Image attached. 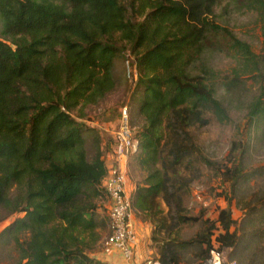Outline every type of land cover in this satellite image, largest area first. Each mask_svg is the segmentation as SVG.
Wrapping results in <instances>:
<instances>
[{"label":"trees","instance_id":"obj_1","mask_svg":"<svg viewBox=\"0 0 264 264\" xmlns=\"http://www.w3.org/2000/svg\"><path fill=\"white\" fill-rule=\"evenodd\" d=\"M251 13L264 32V0H0V225L13 219L0 232V264H107L92 254L111 234L100 212L116 140L104 149L82 122L121 89L130 62L126 107L139 142L130 169L142 176L131 198L154 228L153 260L184 264L196 248L202 263L213 242L236 248L230 209L203 220L186 202L203 166L234 198L252 179L237 163L239 145L212 162L192 133L230 123L231 110L264 125V54L231 27L232 16ZM219 57L234 64L228 74L214 67ZM199 222L206 229L193 240L172 238Z\"/></svg>","mask_w":264,"mask_h":264},{"label":"rangeland","instance_id":"obj_2","mask_svg":"<svg viewBox=\"0 0 264 264\" xmlns=\"http://www.w3.org/2000/svg\"><path fill=\"white\" fill-rule=\"evenodd\" d=\"M231 27L241 40L251 45L256 54H264L263 26L257 13L232 16ZM213 65L222 72V75H225L230 72L234 64L227 58L219 57ZM126 72L128 77H125L121 89L110 95L98 107L88 110L87 118L82 122L86 127L97 130L102 136L104 149L108 142L113 143L116 140L123 108L133 106L131 80L134 76V69L131 62L130 64L126 63V66L122 68V73L126 74ZM248 85L251 86L252 82L249 81ZM245 114L231 110L230 123L220 125L213 121L208 127L194 129L192 133L201 153L212 162L224 164L234 144L239 145V151L235 152L238 158L237 163L243 164L245 173H252V179L242 184L239 195L234 198L231 194L230 184L223 182L214 168L203 166L201 178L192 184L186 208L189 216L193 217L204 212L203 220H214L220 209H230L233 218L237 220L235 228L239 230V243L236 248H233L230 259L238 264H264V125H260L256 130L255 127L248 124L249 121ZM130 163L131 160L128 164V173L130 174L128 190L131 186L135 189L137 182L142 180V176L137 171L134 172L132 168L130 169ZM129 194L132 196V191ZM220 194L223 196L220 197ZM162 209L165 213L167 212L163 203ZM100 213L108 214V204H102ZM12 220L1 224L0 232ZM133 220L142 228L150 242L145 250V253L148 254L147 257L155 259L158 250L152 240L153 226L143 221V218L135 212ZM205 229L206 227L201 222L184 225L174 233L172 238L188 242L203 233ZM108 234L109 232L103 233L102 249L100 247L92 254L103 262L106 259L104 243ZM156 236L166 237L164 233H159ZM199 254V249L191 248L183 253L182 262L184 264H201Z\"/></svg>","mask_w":264,"mask_h":264},{"label":"built area","instance_id":"obj_3","mask_svg":"<svg viewBox=\"0 0 264 264\" xmlns=\"http://www.w3.org/2000/svg\"><path fill=\"white\" fill-rule=\"evenodd\" d=\"M129 115L128 108H123L116 144L107 164V176L103 183L109 198L108 218L111 232L104 243V252L109 255L115 250L119 251L126 264H160L153 259L142 263L138 258L140 244L133 220L132 198L128 190V164L138 151L139 142L134 138ZM232 252L233 248H220L213 242L208 256L201 264H238L230 259Z\"/></svg>","mask_w":264,"mask_h":264},{"label":"crops","instance_id":"obj_4","mask_svg":"<svg viewBox=\"0 0 264 264\" xmlns=\"http://www.w3.org/2000/svg\"><path fill=\"white\" fill-rule=\"evenodd\" d=\"M111 153L107 155V164L109 163V159H110ZM135 189H133V187H130L129 192L132 191V193L134 192ZM135 229H136V233H137V237H138V241H139V261L140 262H145L148 259H151L149 257H147L148 254L145 253L146 247L149 246L148 244L150 243L149 240H147L146 236L142 230V228L135 222ZM151 251H150V255H151ZM106 259L105 262L108 264H126L123 260V257L121 255V253L117 250L113 251L111 254L109 255H105Z\"/></svg>","mask_w":264,"mask_h":264}]
</instances>
